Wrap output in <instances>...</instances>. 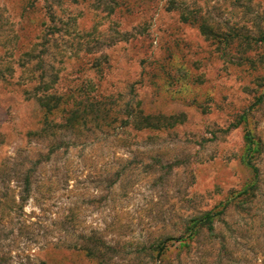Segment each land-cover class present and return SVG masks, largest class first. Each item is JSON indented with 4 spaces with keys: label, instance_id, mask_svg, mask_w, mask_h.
Segmentation results:
<instances>
[{
    "label": "rangeland",
    "instance_id": "rangeland-1",
    "mask_svg": "<svg viewBox=\"0 0 264 264\" xmlns=\"http://www.w3.org/2000/svg\"><path fill=\"white\" fill-rule=\"evenodd\" d=\"M263 93L264 0H0V264H264Z\"/></svg>",
    "mask_w": 264,
    "mask_h": 264
},
{
    "label": "trees",
    "instance_id": "trees-1",
    "mask_svg": "<svg viewBox=\"0 0 264 264\" xmlns=\"http://www.w3.org/2000/svg\"><path fill=\"white\" fill-rule=\"evenodd\" d=\"M203 28V27H202ZM55 98H53L54 100H55V105H53V106H51V108H55V109H57V108H59L58 106H59V104L61 103V100H62V97H64V95H61V96H54ZM263 97H264V93L263 94H261L259 97H258V99H257V103H260L261 101H262V99H263ZM66 99H67V101H68V103H69V100H71V98H70V96H68V97H66ZM104 99H106V97H96V98H94L93 97V106H100L101 104H102V100H104ZM54 109V110H55ZM60 113H62L61 111H60ZM69 113L71 114H73V113H75V111H73V109H71V108H65L64 109V114L66 115L65 116V118H66V122H69L71 119H72V117L70 116L69 117ZM68 114V115H67ZM74 115V114H73ZM245 113L243 114V117H242V119L243 118H245ZM245 139H246V143H247V156L248 155H250L251 154V152H253L254 150H255V138H254V135H253V133L248 129V128H246V130H245ZM246 156V157H247ZM248 158V157H247ZM248 160H249V158H248ZM35 163H37V162H35ZM256 170V169H255ZM254 186V183H251L248 187H246L241 193L243 194V193H247L249 190H250V188H252ZM29 189H30V180H29V176L28 175H26L25 176V183H24V189H23V199L25 198V196H27V193L29 192ZM212 214L209 212V213H206L204 216H203V218H202V220H206V221H209V220H211V218H212Z\"/></svg>",
    "mask_w": 264,
    "mask_h": 264
}]
</instances>
